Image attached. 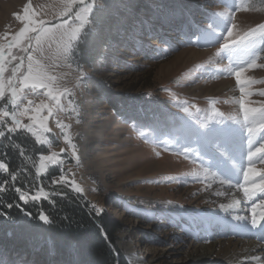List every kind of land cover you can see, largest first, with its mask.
Returning a JSON list of instances; mask_svg holds the SVG:
<instances>
[{
  "label": "rangeland",
  "instance_id": "obj_1",
  "mask_svg": "<svg viewBox=\"0 0 264 264\" xmlns=\"http://www.w3.org/2000/svg\"><path fill=\"white\" fill-rule=\"evenodd\" d=\"M161 1L152 3L151 16L142 15L145 35L132 36L105 62L87 66L73 49L93 27L90 17L99 0H0V142L20 134L35 138L42 146L36 167L45 187L80 195L94 212L116 221L111 245L128 264H189L209 251L210 264L225 250L256 242L258 232L231 237L229 223L191 209L220 206L231 187L241 203L223 217H248L245 226L252 231L264 225V190L258 187L264 162L259 152L251 165L247 158L242 108L245 99L249 109L264 108V0ZM254 58L257 66L244 73L245 94L235 70ZM29 63L50 78L48 89L24 88L14 105L12 88L22 87ZM26 107L29 112L20 115ZM4 112L33 131L22 126L9 132L12 119ZM37 114L50 131L33 122ZM255 127L253 150L264 136ZM53 155L57 163L45 160L41 171V157ZM249 166L257 175L245 181ZM245 185L251 189L247 195ZM212 241L217 247L199 251ZM48 247L55 254L51 242ZM49 259L0 250V264H72Z\"/></svg>",
  "mask_w": 264,
  "mask_h": 264
},
{
  "label": "trees",
  "instance_id": "obj_2",
  "mask_svg": "<svg viewBox=\"0 0 264 264\" xmlns=\"http://www.w3.org/2000/svg\"><path fill=\"white\" fill-rule=\"evenodd\" d=\"M158 1L99 0L90 17L93 27H88L74 46L75 59L94 66L126 47L132 36L145 35L142 15L148 12L151 16L152 3ZM119 95L125 97L124 93ZM122 102L127 105L128 99ZM11 138L0 142V161L8 167L7 172L0 169V250L38 254L58 263L73 264L76 260V264H128L111 245L118 223L105 212H94L80 195L50 192L36 167L42 146L29 135ZM21 192L26 194L27 203L20 199ZM38 193L40 198L33 200ZM10 204L12 207H8ZM41 214L48 217L47 222L40 220Z\"/></svg>",
  "mask_w": 264,
  "mask_h": 264
},
{
  "label": "snow or ice",
  "instance_id": "obj_3",
  "mask_svg": "<svg viewBox=\"0 0 264 264\" xmlns=\"http://www.w3.org/2000/svg\"><path fill=\"white\" fill-rule=\"evenodd\" d=\"M82 2V0H81ZM27 12V10H26ZM27 18V17H26ZM262 30H264V25L260 26ZM34 31L35 29H25V32L27 31ZM255 30H253V32H249L248 36H252L254 34ZM264 34V33H262ZM24 36V32L21 33V37ZM228 36L231 37L232 33L228 32ZM244 37L241 38V42L244 41ZM233 44H237V41L233 40ZM224 48L225 49H229V45L227 43V41H225L224 44ZM231 51V50H229ZM3 54L2 52H0V99L4 98L5 92H4V83H3V75L5 72V68H4V64H3ZM29 60H31V57H29ZM256 59H252L245 62H241V66L235 70V78L236 81L238 82V84L241 85V92L246 94V84L248 83L243 77H244V73L248 70V68H252V67H256ZM264 66V65H261ZM18 71V69H17ZM46 79H50V78H46L41 69L39 68V66L37 65L35 68L33 67L32 63H29L28 65V74L26 76L23 77V80L20 82L22 84V87H14L12 88L11 91V96H12V102L15 105L16 104V100H17V92L18 91H23L24 88H32V89H48V83L46 82ZM49 94H51V90L49 89ZM261 95H264V93H261ZM32 101L29 100L28 104L32 105ZM43 107V106H42ZM242 108L244 110V120L247 122V131L249 133V140H248V154H247V158L250 161V165L252 162V157L255 156L257 154V152L261 153L262 155L260 156V161L264 162V136H261L260 139V146L255 148V150H253V144H254V140H253V133L256 132V127L255 125L258 123L262 129H264V108H261L259 110L252 108L249 109L248 107V101L247 99L242 101ZM39 110H37L38 113ZM185 111H187V109H185ZM29 112V108H25L24 111L22 113H20V115H25ZM3 115L5 117L11 116L12 119V126L8 127V131L9 132H14L17 130V128L22 127L23 125H21L20 120L17 118V116L15 114L9 113V112H4ZM31 119L33 120L34 123L38 122L40 127L43 128L44 131H50V129L47 128V124H46V120L45 119H41L39 117V115H34L31 117ZM25 128H27L28 131H33L32 127L29 126H23ZM35 134V133H34ZM4 136V131L0 130V137ZM37 139L40 140V143H44L43 140L40 139L39 136H37ZM73 147H75L73 145ZM218 147V145H217ZM188 150L186 149V152ZM48 160L51 161V163L55 164L57 163V158L55 155L53 156H48V157H41V171H43L44 169V163L43 161ZM0 169H2L3 171L7 172L8 171V167L5 163L0 162ZM257 175L256 169L252 166H249L247 169V173L245 174V181H248L251 177ZM262 177H264V174H261ZM13 179H15V177L13 176ZM258 187H260L262 190H264V178H262L261 183L258 185ZM244 192L245 194H249L251 189H249V187H247L245 185L244 187ZM17 191H20L19 189H17ZM76 191H81V189L77 188ZM40 198V194L38 193L36 196H33L32 199L33 200H37ZM44 198H47V195L45 194ZM20 199L24 200L25 203H27V199H26V194L21 192L20 193ZM8 207H12V205H8ZM255 211V209L253 210ZM40 220L47 222L48 221V217L41 214L40 215ZM253 224H255V220L253 221Z\"/></svg>",
  "mask_w": 264,
  "mask_h": 264
},
{
  "label": "bare ground",
  "instance_id": "obj_4",
  "mask_svg": "<svg viewBox=\"0 0 264 264\" xmlns=\"http://www.w3.org/2000/svg\"><path fill=\"white\" fill-rule=\"evenodd\" d=\"M237 141H239V139ZM226 182H221L220 185L223 184L228 186V183ZM229 189H230L228 192L230 193L229 198H226V200L222 201V204L220 206H217L215 208H208L204 210L200 209L198 211L197 208L194 207V209L191 210L197 214L202 213L205 216V218H208V216H213L215 218L220 219L222 223L223 222L229 223L230 224L229 226H231L230 229L231 231H233L232 234L230 232V235H232L231 237L239 236L240 238L243 237L245 239H248V237L253 235V232L256 231L258 232V237L255 238L257 241L256 242L250 241L249 245H243L239 248H236L235 250H231V251L225 250L227 251V253L225 251L224 254L220 253L217 257L214 258V261L210 262V264H243L247 261L249 262L254 261L255 264H264V241L262 240L264 234L260 236V234L264 231V225H262L261 227L256 226V229L252 231L251 228L249 230V227L251 225H249V227L245 226L246 222L248 221L250 222L249 220L250 218L248 217H244L243 215H238V214L233 215L230 218L223 217L224 216L223 214L226 212H233V211L236 212V210L239 209V204L241 203V198H239L240 195L238 191L231 187H229ZM217 244L218 243L213 241L208 246L200 244L199 251L215 248L217 247ZM209 253L210 251L207 254H204L206 256H204L202 260L200 261L191 260L192 262H190L189 264H207L206 260L208 259ZM131 263L139 264L133 260Z\"/></svg>",
  "mask_w": 264,
  "mask_h": 264
}]
</instances>
